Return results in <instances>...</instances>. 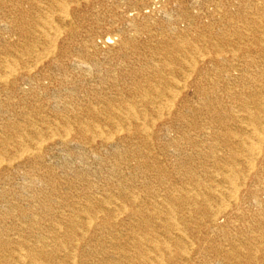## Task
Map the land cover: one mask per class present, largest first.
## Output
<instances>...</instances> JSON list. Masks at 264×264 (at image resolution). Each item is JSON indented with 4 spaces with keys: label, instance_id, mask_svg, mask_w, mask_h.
<instances>
[{
    "label": "bare ground",
    "instance_id": "bare-ground-1",
    "mask_svg": "<svg viewBox=\"0 0 264 264\" xmlns=\"http://www.w3.org/2000/svg\"><path fill=\"white\" fill-rule=\"evenodd\" d=\"M0 115V264H264V0H0Z\"/></svg>",
    "mask_w": 264,
    "mask_h": 264
},
{
    "label": "rangeland",
    "instance_id": "rangeland-1",
    "mask_svg": "<svg viewBox=\"0 0 264 264\" xmlns=\"http://www.w3.org/2000/svg\"><path fill=\"white\" fill-rule=\"evenodd\" d=\"M155 3H158V0H154ZM21 112V111H20ZM18 114H15V116H17ZM1 116V115H0ZM2 116H9V115H6V114H3ZM19 117V116H18ZM173 135H175L174 133H172ZM158 145V143L156 142V146ZM159 146V145H158ZM158 148V147H157ZM78 152L79 150L77 149H73L71 151V157H65V153L64 151H61L60 148H54L52 149V151H50V156L52 157V160L51 162H49V165H51L53 167L54 170L58 171V172H61L62 174L60 175V178L57 179V184L58 186L61 188L60 189V193L58 194L59 196L61 197H65V196H69V194L71 193H75L77 190L76 187H74L72 185L73 183V176L72 174L71 175H68L69 172H70V169H74V167H80V168H84L86 169V171H83V173H88V177L98 181L99 183H103V181L106 179V177H103L102 178V175L105 174V176H109L110 175V184L113 186V187H123L125 186L124 183H120L118 182L117 178H116V173H110L108 168L104 167L103 170H100L99 166L96 165V162H89V163H86L84 165V163L80 162V159L78 158ZM155 152L158 154L160 151L155 149ZM172 155H174L173 157H171ZM172 155H169L168 158L169 159V162L171 160H176V155L177 154H172ZM65 160V161H63ZM172 163V162H170ZM59 164V165H58ZM68 172V174H67ZM108 172L110 174H108ZM23 173V170L22 169H19L18 173L16 174L17 175V178ZM100 173V174H99ZM107 176V177H108ZM18 183H21V180L17 182ZM155 186H156V183H154ZM82 189V188H80ZM79 189V190H80ZM68 194V195H67Z\"/></svg>",
    "mask_w": 264,
    "mask_h": 264
}]
</instances>
